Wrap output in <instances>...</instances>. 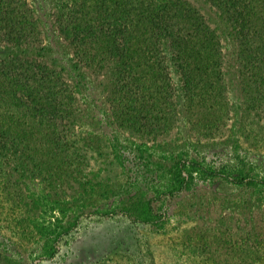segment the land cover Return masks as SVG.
I'll return each instance as SVG.
<instances>
[{
	"label": "rangeland",
	"instance_id": "rangeland-1",
	"mask_svg": "<svg viewBox=\"0 0 264 264\" xmlns=\"http://www.w3.org/2000/svg\"><path fill=\"white\" fill-rule=\"evenodd\" d=\"M29 1L44 49L19 51L79 84L74 103L44 119L17 101L2 107L21 118L3 124L12 143L24 133V154L0 155V264H264V72L241 55L251 44L264 57V0H229L260 39L218 0H178L204 17L221 54L193 38L171 60L151 34V58L135 57L125 77L130 104L112 64L74 70L54 0Z\"/></svg>",
	"mask_w": 264,
	"mask_h": 264
},
{
	"label": "trees",
	"instance_id": "trees-1",
	"mask_svg": "<svg viewBox=\"0 0 264 264\" xmlns=\"http://www.w3.org/2000/svg\"><path fill=\"white\" fill-rule=\"evenodd\" d=\"M229 0H218L222 14L230 23L237 25L241 34L245 36L261 37L260 29L253 27L244 31L241 12L231 13ZM57 31L72 53L70 64L74 70L84 69L91 65L97 68L104 63L112 64L114 68V89L118 93L125 91L128 104L135 100V92L128 85L132 65L135 57L151 58V49L147 46L150 35L166 39L162 43L163 55L171 60L183 57L182 47L197 39L200 50L219 56L221 54L218 37H213L204 17L193 6H188L178 0H57L51 6ZM235 11V9H234ZM34 10L29 0H0V155L3 159L8 155L22 157L20 138L23 132L16 133L17 142H11L9 133L3 122L21 125L19 117L3 113L2 107L17 101L16 105L24 106L33 112L32 119H44V114L55 115L65 109L67 103H74L79 81L72 76L68 83L63 78V69L57 62H47L42 57L32 59L19 48L23 46L35 47L42 51L44 45H38V31ZM250 17L252 14H249ZM231 18V19H230ZM242 19V23L240 20ZM249 18V17H247ZM256 26L259 20H256ZM94 22V23H93ZM259 29V30H258ZM247 34V35H246ZM241 35V36H242ZM37 36V37H36ZM155 37V38H159ZM37 41V45H33ZM40 43V37H39ZM196 43V42H195ZM264 46V41L262 42ZM26 44V45H25ZM245 45L241 55L253 62L251 66L264 72V57L257 58V54ZM19 51V52H18ZM203 54V55H204ZM39 56V55H38ZM201 56V55H200ZM264 56V53H263ZM64 73V72H63ZM130 74L127 78L126 75ZM61 75V76H60ZM125 78V79H124ZM118 80H121V85ZM74 83V84H73ZM67 97L68 101H63ZM140 98V97H139ZM139 105L140 103V99ZM69 107V106H68ZM22 117V116H21ZM50 120V119H49ZM187 166V165H186ZM214 169H205L204 176H214L218 173ZM236 184H243L244 177L231 179ZM256 183L264 186V180Z\"/></svg>",
	"mask_w": 264,
	"mask_h": 264
}]
</instances>
